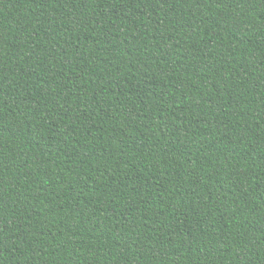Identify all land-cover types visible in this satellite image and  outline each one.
<instances>
[{
  "label": "trees",
  "instance_id": "trees-1",
  "mask_svg": "<svg viewBox=\"0 0 264 264\" xmlns=\"http://www.w3.org/2000/svg\"><path fill=\"white\" fill-rule=\"evenodd\" d=\"M0 264H264V0H0Z\"/></svg>",
  "mask_w": 264,
  "mask_h": 264
}]
</instances>
